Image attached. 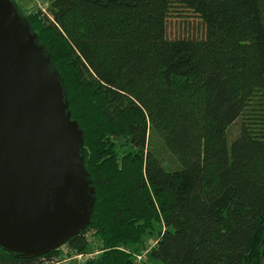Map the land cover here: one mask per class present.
I'll list each match as a JSON object with an SVG mask.
<instances>
[{
	"label": "trees",
	"instance_id": "trees-1",
	"mask_svg": "<svg viewBox=\"0 0 264 264\" xmlns=\"http://www.w3.org/2000/svg\"><path fill=\"white\" fill-rule=\"evenodd\" d=\"M22 16L64 79L96 190L63 245L89 253L95 236L84 264H262L264 0H50ZM58 249H0V264H53Z\"/></svg>",
	"mask_w": 264,
	"mask_h": 264
},
{
	"label": "water",
	"instance_id": "water-1",
	"mask_svg": "<svg viewBox=\"0 0 264 264\" xmlns=\"http://www.w3.org/2000/svg\"><path fill=\"white\" fill-rule=\"evenodd\" d=\"M64 79L15 0H0V249L36 258L90 224L96 190Z\"/></svg>",
	"mask_w": 264,
	"mask_h": 264
},
{
	"label": "rangeland",
	"instance_id": "rangeland-1",
	"mask_svg": "<svg viewBox=\"0 0 264 264\" xmlns=\"http://www.w3.org/2000/svg\"><path fill=\"white\" fill-rule=\"evenodd\" d=\"M17 5L19 9L22 11V14L24 16L30 15V14H36L39 13V11H46V9L49 7L50 0H17ZM174 25H172L171 30V35L172 36H182V35H187L188 28L191 26H186V24H183L182 22H175ZM195 29L198 28L200 29V26L195 25L193 26ZM238 134V123L234 124L233 126L230 127V136H229V143L237 136ZM166 155L165 158L166 160H172V157L169 155L170 153L165 149L163 151ZM90 240H91V245L94 247L92 248L91 253H95L96 251L100 250V245L98 241L96 240L95 236L88 235ZM156 235L155 233L153 235H149L146 237V245L143 246V250L139 253V255H142L143 253H146L149 249L153 248V246L156 244ZM101 255H97L96 257L98 258ZM148 261V259H147ZM264 264V261L263 263Z\"/></svg>",
	"mask_w": 264,
	"mask_h": 264
},
{
	"label": "built area",
	"instance_id": "built-area-1",
	"mask_svg": "<svg viewBox=\"0 0 264 264\" xmlns=\"http://www.w3.org/2000/svg\"><path fill=\"white\" fill-rule=\"evenodd\" d=\"M151 250L152 248L149 249L146 253H143L142 255H138L137 256L138 263L147 261L149 256L148 253ZM58 251L60 252V256L53 259L52 262L53 264H84L88 260L96 259L97 258L96 256L101 253V250H98L95 253L89 252L85 254H79L72 251L67 245H62L61 247H59Z\"/></svg>",
	"mask_w": 264,
	"mask_h": 264
}]
</instances>
